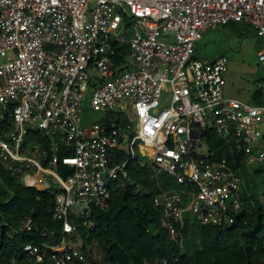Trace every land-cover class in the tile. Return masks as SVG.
Returning <instances> with one entry per match:
<instances>
[{"label": "built area", "instance_id": "obj_1", "mask_svg": "<svg viewBox=\"0 0 264 264\" xmlns=\"http://www.w3.org/2000/svg\"><path fill=\"white\" fill-rule=\"evenodd\" d=\"M228 23L264 36V0H0V166L49 192L61 225L59 241L24 243L22 262L8 264H90L81 232L98 227L114 186L133 185L125 166L137 156L189 186L152 198L171 238L184 211L221 227L242 215L239 169L199 154L210 128L245 165L264 161L250 146L264 139V81L259 103L224 97L226 57L195 53L205 31ZM256 57L264 69V44ZM87 92L101 116L82 126Z\"/></svg>", "mask_w": 264, "mask_h": 264}, {"label": "trees", "instance_id": "obj_2", "mask_svg": "<svg viewBox=\"0 0 264 264\" xmlns=\"http://www.w3.org/2000/svg\"><path fill=\"white\" fill-rule=\"evenodd\" d=\"M252 99L253 103L261 102V94L254 92ZM202 139L209 159L225 160L239 169L242 215L221 227L200 224L184 211L183 225L171 238L161 227V210L153 205L152 198L162 191H181L189 186L177 184L164 172L141 166V157L137 156L125 166L133 185L114 186L109 206L93 215L98 227L87 235L81 232V248L90 264H154L161 259L167 264H264V210L259 191H250L246 185L242 155L231 141L210 128ZM258 184L260 189L264 187V177ZM52 205L49 192L25 186L0 166V264H8L13 256L22 262L24 243L59 241L61 225L52 218ZM27 216L32 217L33 230L9 235Z\"/></svg>", "mask_w": 264, "mask_h": 264}, {"label": "rangeland", "instance_id": "obj_3", "mask_svg": "<svg viewBox=\"0 0 264 264\" xmlns=\"http://www.w3.org/2000/svg\"><path fill=\"white\" fill-rule=\"evenodd\" d=\"M263 41L264 36L259 35L255 29L240 23H228L224 27L205 31L197 43L195 53L203 60L214 58L218 54L224 55L227 59V69L221 74L224 97H236L241 102L253 104L251 95L253 88L261 80L264 81V69L256 57V49ZM88 101L87 92L81 103L82 126L96 122L101 116L90 109ZM255 145L264 148V139L250 143V146ZM256 151L253 150V153ZM199 154L206 155L205 144L201 143ZM245 166L246 185L250 191H254L255 188L259 191V200L264 210V187L261 189L258 187V182L264 177V161ZM44 180L50 183L52 190H55V185L49 177ZM185 190L182 189L180 193Z\"/></svg>", "mask_w": 264, "mask_h": 264}, {"label": "crops", "instance_id": "obj_4", "mask_svg": "<svg viewBox=\"0 0 264 264\" xmlns=\"http://www.w3.org/2000/svg\"><path fill=\"white\" fill-rule=\"evenodd\" d=\"M264 44V41L262 42V43H260L259 45H258V47H257V49L256 50H258L262 45ZM262 81V80H261ZM258 82V81H257ZM256 82V83H257ZM254 89V88H253ZM224 93V89L222 88V94ZM254 93V91L251 93V95ZM228 94H231L230 92H228ZM224 96V95H223ZM230 98H233V99H236V100H238L236 97L234 98V97H231L230 96Z\"/></svg>", "mask_w": 264, "mask_h": 264}]
</instances>
